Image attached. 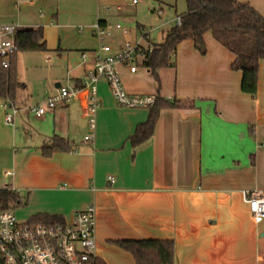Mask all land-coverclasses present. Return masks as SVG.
Returning a JSON list of instances; mask_svg holds the SVG:
<instances>
[{"label":"crops","instance_id":"0c3cea01","mask_svg":"<svg viewBox=\"0 0 264 264\" xmlns=\"http://www.w3.org/2000/svg\"><path fill=\"white\" fill-rule=\"evenodd\" d=\"M140 1L126 3L134 11ZM156 1L158 26L148 31L138 25L146 30L141 39L114 28L124 42L136 40L143 49L162 43L187 9L186 0ZM239 1L264 15V0ZM130 8L111 0H0V23L42 27L46 44L39 55H16L24 86L12 102L18 110L13 123L5 121L8 99L0 98V189L21 194L26 207L20 216L28 220L49 214L67 221L95 203L96 256L106 264H136L115 242L125 239H173L176 264H264V220L255 221L244 198V191H264V59L255 96L243 92L242 72L232 68L235 55L211 32L205 34L206 54L191 39L182 41L174 65L158 70L159 81L142 55L134 72L117 65L129 93L194 102L163 108L153 135L136 148L130 137L150 109L118 106L104 79L91 142L84 140L87 91L41 116L30 110L60 84L81 86L101 45L94 26L108 22L105 10L119 15ZM28 56L39 63L23 69ZM32 74L36 78L29 80ZM54 135L71 150L46 157L42 148Z\"/></svg>","mask_w":264,"mask_h":264},{"label":"trees","instance_id":"16d2710c","mask_svg":"<svg viewBox=\"0 0 264 264\" xmlns=\"http://www.w3.org/2000/svg\"><path fill=\"white\" fill-rule=\"evenodd\" d=\"M187 9L179 14L181 24H175L159 44L150 49L142 48L143 65L150 68L159 81L158 70L174 65L178 45L191 39L201 54H206L205 34L212 35L234 55L232 68L242 72L241 89L255 96L258 92V72L260 61L264 59V15L249 2L239 0H186ZM101 25L106 22L100 21ZM145 37L146 34H144ZM43 28L19 29L16 43L19 51H43L46 44L43 40ZM18 51V52H19ZM17 52V53H18ZM14 54L9 68L0 64V98L13 102L16 92L24 84L18 79L16 55ZM188 100H170L157 95L155 105L151 106L147 120L139 124L130 137L133 148L148 141L153 135L156 123L163 108L193 107ZM56 150L70 151L68 141L58 135L53 136L52 144L42 148L43 154L49 157ZM25 204L24 198L17 191L0 189V211L15 209ZM32 223L64 222L63 216L37 214L30 219ZM120 247L130 252L136 264H176L175 243L173 239H125L115 241ZM87 264H106L99 257H94Z\"/></svg>","mask_w":264,"mask_h":264},{"label":"built area","instance_id":"2783aa9c","mask_svg":"<svg viewBox=\"0 0 264 264\" xmlns=\"http://www.w3.org/2000/svg\"><path fill=\"white\" fill-rule=\"evenodd\" d=\"M133 4L138 0H131ZM159 13H162L160 10ZM181 17L176 23L181 24ZM127 29L121 24L112 25L99 22L94 26V35L103 43L110 29ZM19 25L13 23H0V64L9 68L12 57L19 51L16 43V34ZM139 43L126 41L116 54H112V47L107 44L100 45L93 68L88 69L80 87L60 84L56 92L43 103L35 104L30 110L41 116L51 109L70 99L79 98L85 90L88 93V103L85 106V115L88 118V134L84 137L86 142L93 140L96 132V117L100 108L98 98V83L104 79L118 106L124 108H150L155 105V94L129 93L117 71V65L130 67L132 72L137 69V59L142 55ZM86 53L81 58H86ZM5 121L13 123L18 110L10 100L4 104ZM109 181L115 178L110 175ZM245 201L256 222L264 220V191L254 193L244 191ZM97 235V208L95 203L88 204L84 209L74 213L70 220L55 223H32L27 220L21 223L14 210L0 211V264H87L96 257Z\"/></svg>","mask_w":264,"mask_h":264},{"label":"rangeland","instance_id":"374dc122","mask_svg":"<svg viewBox=\"0 0 264 264\" xmlns=\"http://www.w3.org/2000/svg\"><path fill=\"white\" fill-rule=\"evenodd\" d=\"M117 1L124 2L126 4V7L130 8V5H128L126 3L127 0H111V2H117ZM152 1H155V2H151V1L149 2L148 0H141L140 3L136 6V9L134 11L131 10V8H130V10L123 11L119 15L117 13H115V10H113V9L111 10V12L108 10H105V12L107 13V17H108V23H111L112 25H116L119 23L124 27V29H127V30L130 29L132 35H136L138 39H141V38H143L142 34H143L144 29H139L138 25L144 26L145 29L148 31H152L150 29L151 26L156 28L158 26L157 24H159L161 21L159 18V14H157V12L152 11V8H154L155 6L157 7L159 2L156 0H152ZM165 8L168 9L169 7H165ZM146 30L144 32H146ZM107 33H108V35L105 37V40L103 41V43H100L99 40H97V41L101 45H103V44L110 45L112 47V54H116L124 43V41H123L124 36L122 35L123 32L120 30H116V29H110ZM132 43H138V42L136 40L135 41L133 40ZM22 52H24V51H22ZM22 52L19 51L18 55L20 56L22 54ZM24 53H26L27 55H30V53H32V55L33 54L39 55L40 51H25ZM28 58H29L28 65H22L23 69H25L26 66L29 67V66H33L34 64L39 63V61L35 58H30V56H28ZM26 74H28V73H26ZM42 76H44V73ZM34 78H36V74H32V76L30 75V77L28 79L31 80ZM29 86L34 87L33 83H30ZM25 207H26V205L25 206H18L14 209V212H15L18 220L21 223H24L28 220L27 217H21L20 216L24 213Z\"/></svg>","mask_w":264,"mask_h":264}]
</instances>
